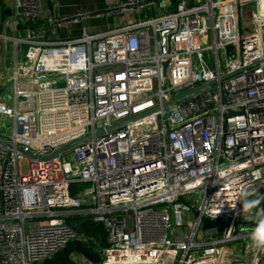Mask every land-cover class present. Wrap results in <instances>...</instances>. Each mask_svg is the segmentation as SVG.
<instances>
[{
    "label": "built area",
    "instance_id": "1",
    "mask_svg": "<svg viewBox=\"0 0 264 264\" xmlns=\"http://www.w3.org/2000/svg\"><path fill=\"white\" fill-rule=\"evenodd\" d=\"M162 1L44 20L37 0L12 1L0 31V117L12 124L0 134V264L44 263L79 239L80 215L105 228L100 264H264V247L234 249L255 226H233L251 220L242 187L264 196V0ZM205 218L226 225L203 229Z\"/></svg>",
    "mask_w": 264,
    "mask_h": 264
},
{
    "label": "crops",
    "instance_id": "2",
    "mask_svg": "<svg viewBox=\"0 0 264 264\" xmlns=\"http://www.w3.org/2000/svg\"><path fill=\"white\" fill-rule=\"evenodd\" d=\"M0 1L5 9H10L11 11L8 15H4L5 19H8L9 17H11L12 14L13 0H0ZM115 1L117 0H37V3L39 6V15L41 16V19L44 20L48 17V14L51 11H53L54 14H69L74 12L75 9L77 8H84L89 11H94L103 8L108 4H113V2ZM127 18L128 15H123L122 17L116 19L114 18L96 19L98 21L101 20L102 23H100V25H96L94 23L95 19L86 20L83 23L75 22V24H72L68 29H60L58 31V35L61 39H74L77 36L81 35L83 29H85L87 32L104 31L113 22L123 21L126 20ZM11 25H9V28H11ZM2 55L3 54L0 47V60L2 59ZM10 59H11V55L9 53L7 55L8 63H10ZM2 133H7V132L0 128V134Z\"/></svg>",
    "mask_w": 264,
    "mask_h": 264
},
{
    "label": "trees",
    "instance_id": "3",
    "mask_svg": "<svg viewBox=\"0 0 264 264\" xmlns=\"http://www.w3.org/2000/svg\"><path fill=\"white\" fill-rule=\"evenodd\" d=\"M83 185V183L73 184L70 193L74 194L77 186ZM77 220L79 225L76 229L79 239L69 242L41 264H84L74 260L75 255L82 256L91 264H100L102 260L100 248L108 245L105 228L101 223L92 222L91 219L83 215L78 216Z\"/></svg>",
    "mask_w": 264,
    "mask_h": 264
},
{
    "label": "clouds",
    "instance_id": "4",
    "mask_svg": "<svg viewBox=\"0 0 264 264\" xmlns=\"http://www.w3.org/2000/svg\"><path fill=\"white\" fill-rule=\"evenodd\" d=\"M237 200L241 207L250 214V219L255 224V230L251 233L250 239L256 247H264V209L259 207L264 196L259 195L256 189H251L247 186L242 187L237 195ZM223 204L216 208V214L221 211ZM235 207V204L232 208ZM258 213V214H257Z\"/></svg>",
    "mask_w": 264,
    "mask_h": 264
},
{
    "label": "water",
    "instance_id": "5",
    "mask_svg": "<svg viewBox=\"0 0 264 264\" xmlns=\"http://www.w3.org/2000/svg\"><path fill=\"white\" fill-rule=\"evenodd\" d=\"M10 9H5L0 1V31H1V27H2V24H3V21L5 20V16L4 15H8L10 13ZM227 76L223 77V78H226ZM211 84V82H209L208 84H203V85H200L198 86L197 88H194L192 89L191 91L189 92H186V93H183V94H180L178 96H175V97H172V99L170 100V103L174 102V101H178L188 95H190L191 93L193 92H196L197 90L199 89H203V88H206V87H209V85ZM168 103H164V106L167 105ZM116 126H119V123H117L115 126H113V128H115ZM88 139V137H84V138H81V139H78V141H73V142H70L68 143L66 146H63V147H60L59 149H57L54 153H52V155H56L57 153H59L61 150L63 149H67V148H73L74 146H78V145H81L83 144V142ZM51 155V156H52ZM258 194L259 195H263V190L262 188H260L258 190ZM261 209H264V200L261 201L260 203V206H259ZM75 223V222H73ZM226 224L224 223H221L219 222L218 220H210V219H204L203 220V225H202V228L203 229H206V228H212L213 226H217L219 230H222V228L225 226ZM233 226L235 228H237L238 226H241V227H251V226H255L253 220L251 219L250 221H243L241 219H238L236 221H234L233 223ZM77 227V226H76Z\"/></svg>",
    "mask_w": 264,
    "mask_h": 264
},
{
    "label": "rangeland",
    "instance_id": "6",
    "mask_svg": "<svg viewBox=\"0 0 264 264\" xmlns=\"http://www.w3.org/2000/svg\"><path fill=\"white\" fill-rule=\"evenodd\" d=\"M94 23L96 24V25H100V23H102L101 22V20L100 21H98V20H96L95 19V21H94ZM208 52H206V51H204L202 54H201V57H202V59L205 61V62H207V63H209L210 65H212V58H211V56H210V58H208V55H209V53L207 54ZM1 61V60H0ZM0 68H1V64H0ZM4 73H5V75L6 76H8V73L9 72H7V71H4ZM7 83H9V82H5L4 83V85L5 84H7ZM63 83H64V80L63 79H58V81L56 82V86H61V85H63ZM5 91H6V93H8V95H10L9 97L11 98V91H10V86H7L6 88H5ZM9 103H10V101H9ZM12 126V124L9 122V121H7L6 119H4L3 117H0V128L1 129H3V130H7V131H10V127ZM65 158H66V160L67 161H70L71 162V156H70V154L69 153H67V154H65ZM249 188H251V189H258V185L257 184H250V186H248ZM260 206V205H259ZM241 210H242V212H245V213H248V212H246L242 207H241ZM253 244V241L252 240H240V241H236L235 242V247H234V249L235 250H239V251H241V252H244L245 250H248L249 251V256H250V254H251V250L247 247V246H251ZM255 245V244H254ZM73 259L74 260H76L78 263H87V260H85L84 258H82V256H79V255H75L74 257H73Z\"/></svg>",
    "mask_w": 264,
    "mask_h": 264
},
{
    "label": "flooded vegetation",
    "instance_id": "7",
    "mask_svg": "<svg viewBox=\"0 0 264 264\" xmlns=\"http://www.w3.org/2000/svg\"><path fill=\"white\" fill-rule=\"evenodd\" d=\"M263 201V200H262Z\"/></svg>",
    "mask_w": 264,
    "mask_h": 264
}]
</instances>
